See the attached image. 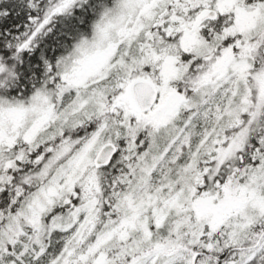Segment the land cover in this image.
Returning a JSON list of instances; mask_svg holds the SVG:
<instances>
[{"label":"snow or ice","instance_id":"6c2138e0","mask_svg":"<svg viewBox=\"0 0 264 264\" xmlns=\"http://www.w3.org/2000/svg\"><path fill=\"white\" fill-rule=\"evenodd\" d=\"M0 264H264V0H0Z\"/></svg>","mask_w":264,"mask_h":264}]
</instances>
